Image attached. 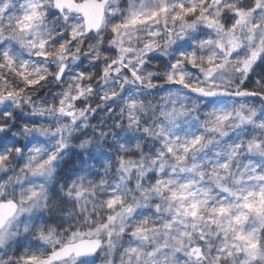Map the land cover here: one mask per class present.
Wrapping results in <instances>:
<instances>
[{
	"label": "snow or ice",
	"instance_id": "6c2138e0",
	"mask_svg": "<svg viewBox=\"0 0 264 264\" xmlns=\"http://www.w3.org/2000/svg\"><path fill=\"white\" fill-rule=\"evenodd\" d=\"M0 264H264V0H0Z\"/></svg>",
	"mask_w": 264,
	"mask_h": 264
},
{
	"label": "clouds",
	"instance_id": "9594fccd",
	"mask_svg": "<svg viewBox=\"0 0 264 264\" xmlns=\"http://www.w3.org/2000/svg\"><path fill=\"white\" fill-rule=\"evenodd\" d=\"M103 118H104V117H103V114H101V116L99 117V119H100V120H103ZM83 138L86 139V140H88L89 143L91 144V143L93 142V138H92V136H91V130H88V134L85 135Z\"/></svg>",
	"mask_w": 264,
	"mask_h": 264
},
{
	"label": "rangeland",
	"instance_id": "374dc122",
	"mask_svg": "<svg viewBox=\"0 0 264 264\" xmlns=\"http://www.w3.org/2000/svg\"><path fill=\"white\" fill-rule=\"evenodd\" d=\"M93 123H96V121L94 120Z\"/></svg>",
	"mask_w": 264,
	"mask_h": 264
}]
</instances>
